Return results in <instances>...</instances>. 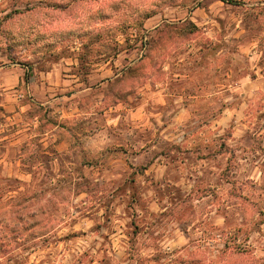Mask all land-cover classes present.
Masks as SVG:
<instances>
[{
  "label": "clouds",
  "instance_id": "obj_1",
  "mask_svg": "<svg viewBox=\"0 0 264 264\" xmlns=\"http://www.w3.org/2000/svg\"><path fill=\"white\" fill-rule=\"evenodd\" d=\"M39 2L51 6L3 24L5 29L20 32V24L27 27L30 22L43 33L34 39L18 37L25 45L31 39L34 47L13 51L15 60L32 61L34 51L39 57L40 47L66 42L79 50L86 38L103 39L108 45L118 41L123 48L128 38L136 51L126 66L122 53L118 66L136 73L155 65L149 79L157 83L153 91L142 76L143 87L135 80L118 83L113 77L111 84L78 93L66 108L64 101L50 98L54 92L46 97L35 88V82L25 88L21 81L20 91H13L10 101L20 107L23 98L29 97L27 107L39 112L43 105L56 127H37V121L23 112L0 123V145L8 150L0 161L4 167L0 173V264H32L26 259L32 251L44 259L33 244L45 237L56 241L70 234L81 239L48 248L51 264H78L81 260L83 264L89 260L98 264H264V216L259 214L264 212V120L256 121L254 115L256 102L264 105V88L249 100L251 93L246 94L235 79L248 67L243 58L251 55L255 61L264 54V0H238L243 27L238 21V30L214 38L212 45L220 47L215 54L201 52L192 40L181 39L187 35L183 21L191 0ZM29 3L35 7L36 0H0V9L23 10ZM4 15L0 12V20ZM219 39L225 43L219 45ZM253 41L260 43V50L253 51ZM7 43L15 48L16 41ZM4 46L0 36V48ZM145 55L148 60L142 59ZM0 60L9 63L7 56ZM225 75L230 79L224 80ZM129 89L139 92L141 107L149 109L143 121L120 119L122 114L112 108L115 96L125 95ZM128 100L140 103L135 94ZM124 108L127 111V105ZM249 108L252 112L245 117ZM110 113L118 119L113 120ZM153 113L156 118L148 123L147 117ZM231 117L234 128L225 123ZM246 133L256 139L246 142ZM221 144L226 148L221 149ZM233 151L235 158L229 163ZM206 153L213 159L196 162L197 155ZM228 167L231 176L225 171ZM17 176L23 186L11 180ZM225 179L234 180L235 187L225 184ZM208 189L218 193L219 199L213 201ZM230 190L236 195L229 196ZM237 195L255 201V206L249 208ZM128 205L129 215L124 219L136 220L139 235L132 236L129 229L130 238L102 247L116 239L101 240L107 235L105 228L113 227L106 225V217L117 208L123 214ZM88 215L90 219L85 218ZM241 228L243 231H237Z\"/></svg>",
  "mask_w": 264,
  "mask_h": 264
},
{
  "label": "rangeland",
  "instance_id": "obj_2",
  "mask_svg": "<svg viewBox=\"0 0 264 264\" xmlns=\"http://www.w3.org/2000/svg\"><path fill=\"white\" fill-rule=\"evenodd\" d=\"M191 4L192 6L188 8V16L183 21L185 26L184 31H186L187 35L181 36V39L192 40L193 43L199 47L201 52L208 50L210 54L218 53L220 51V47L212 45V40L214 38L227 36L230 31L237 29L238 21L243 27V20L237 13V9L240 8L239 3L232 4L224 0H191ZM50 6V4H41L39 0H36L35 7L29 3L23 10L18 7L13 8L11 12L6 11L5 9H0V12H5L2 20H0V36L3 37L5 42V46L0 48V56H7L9 61L8 64H5L3 60H0V123H4L8 119H12L16 112H23L29 120L44 121L43 124L40 123L37 127H56L55 122L48 118V113L44 112L43 105L39 106V112L27 107V103L30 102L29 97L25 96L23 98V103H21L20 107H16V104L10 101V94L13 91H20L21 81H23L25 88L35 82V88L43 90V94L46 97L50 96V93L54 92L55 95L50 96V98L56 101H64V106L66 108L68 107L69 102L74 99L78 93H84L85 89L94 91L97 85L111 84L113 83V77H115V82L118 83H123L125 80H135L141 87H143V83H147L149 88L155 91L157 81L149 79L150 68L155 67V65L149 64L148 66L143 67L142 70H138L136 73L133 72L132 68L118 66L122 53L124 55V61L122 63L126 66L128 63V57L136 51L133 45L129 43L128 38L125 39V47L123 48L119 46L118 41L108 45L103 42V39L89 40L86 38L85 42L80 45L79 50H77L75 44H69L66 42L65 44L40 47L38 49L40 52L39 57H36V52L34 51L32 53L34 57L32 61L22 62L15 60L11 55L13 51L18 50L21 47H24L25 50L33 48L34 46L31 43V39L37 38L38 36L43 35V33L39 32L35 25L30 22L27 27H24L23 23H21L20 32H13L11 28L5 29L3 28V24L9 21L15 22L17 16H24L27 13L35 12L38 8H46ZM37 23H40V21H37ZM177 23L179 24L181 22ZM24 36L31 38L28 40L26 45L18 39V37ZM197 37H201L202 39H197ZM10 39L16 41L15 48L7 43ZM224 43L225 42L222 39H219V45H223ZM252 43L254 44L253 51L261 49L260 43H255L254 41ZM38 44L43 45L44 42L38 41ZM189 55H191V53ZM142 59L148 60L149 58L145 55ZM243 63L248 67L243 75L238 74L235 79L240 82V85L238 86H242L246 94L251 93V96H249V100H251L253 97L258 96L261 89L264 88V84L261 83V78L264 77V54H261L260 59L255 61L251 59V55H248L246 58H243ZM253 64L255 65L254 67ZM12 65H16V68L13 69ZM156 71L160 72L161 69H157ZM68 75L76 76L71 77ZM179 75H182V73L178 74V76ZM141 76L143 77V83L140 81ZM223 79L228 80L230 79V76L225 75ZM94 80L95 83H93ZM133 94L140 99V103L128 100V96ZM261 99H264V97H261ZM142 103V95L135 89H129L125 95L115 96V99L112 100V108L115 110V113L122 114L119 115L120 119L123 117H130L133 121H143L149 109L142 108ZM241 103L245 102L242 101ZM124 105H127V111H125ZM59 106L60 105L57 104V107ZM262 107H264V105H260L259 101H257L254 110L256 121L264 120V112L261 111ZM77 108L79 109L80 105H77ZM48 111H52L50 106ZM40 112H44L43 117L40 116ZM250 112H252L251 108L246 109L243 115L247 117ZM222 114L223 112L221 115ZM110 115L113 120L118 119V115H112L111 113ZM155 118L156 113L148 116V123H152ZM216 119H219V117ZM214 122V120L208 122V126L211 127ZM225 123L229 127L234 128V117H231L229 121H226ZM11 128L16 130L17 126L11 125ZM245 137L246 142H251L256 139L250 133H246ZM2 143L6 144L7 141H3ZM25 148L26 144L21 146L22 151L25 150ZM220 148L225 149L226 145L221 144ZM7 151L8 150L6 148L0 145V161H2L3 154ZM220 154L222 153H217V155ZM9 155L11 154L9 153ZM234 158L235 152L233 151L229 156V163ZM185 159H189V157L186 156ZM210 159H213V156L210 153L196 156V162L201 164L206 163ZM241 159H245V157L241 156ZM189 162H191L190 159ZM22 163L23 162H21V164ZM3 171V162H0V173H3ZM225 171L229 176L233 174L231 167L226 168ZM221 175L223 176L224 173H221ZM261 176L264 177V172L261 173ZM13 179L21 180L19 176L12 177L11 180L14 181ZM15 183L23 186L19 182ZM134 183L135 181L133 180V184ZM224 183L232 184L235 187L234 180L225 179ZM245 183L248 182L246 181ZM217 186L219 187V184ZM249 187L255 190V185L249 184ZM261 187L264 188V185H261ZM208 191L212 192L213 201L219 199V194L213 189H208ZM242 192L243 187L241 186V193ZM228 195L234 196L236 194L234 191L230 190ZM135 196L136 193L133 192L131 194L132 204H135ZM236 198L242 200L244 204L249 205V208L255 206V201H250L246 196L237 195ZM130 207L131 205L126 206L123 214H121L120 209L117 208L106 217V225L111 224L113 227L111 229H108L107 227L105 228L107 235L101 237V240L107 241L110 237H114L116 239L111 240L108 244H102V247H113L121 242V238H130L129 229H131L132 236L139 235L140 229L136 220L124 219V216L129 215L128 208ZM2 210L3 205L0 204V211ZM217 211H219V209H217ZM259 214L263 216L264 212H259ZM85 218L90 219V215ZM35 226L36 225L34 224L31 227ZM237 231H243V228L238 229ZM118 233L120 234V237H117ZM87 234V232H84V235ZM80 239L81 237L77 234H70L59 238L56 241H52L48 237H45L41 243L33 244L31 246L33 249H38L40 253H43L44 259L39 258L37 251H32L31 256L26 259H31L32 264H45L46 261L51 264L49 259L51 253L47 251L48 248L57 246L63 247L66 242L74 240L79 241ZM24 250L29 251V248L25 247ZM83 255L84 257H87L88 252L85 251ZM33 257H35V259H32ZM78 264H83V260L79 261ZM88 264H98V262L89 260Z\"/></svg>",
  "mask_w": 264,
  "mask_h": 264
},
{
  "label": "trees",
  "instance_id": "obj_3",
  "mask_svg": "<svg viewBox=\"0 0 264 264\" xmlns=\"http://www.w3.org/2000/svg\"><path fill=\"white\" fill-rule=\"evenodd\" d=\"M224 1H226V2H228V3H232V4H238V3H239L238 0H224ZM13 180H14L15 182H19V183H21L22 185H23V183H24V182H22L21 180H18V179H13ZM11 190H12V189H10V191H11ZM263 216H264V214H263ZM17 218H18V217H17ZM18 219H20V217H19ZM25 230H27V229H25ZM33 238H35V236H34ZM12 239L15 240L16 237L13 236Z\"/></svg>",
  "mask_w": 264,
  "mask_h": 264
},
{
  "label": "crops",
  "instance_id": "obj_4",
  "mask_svg": "<svg viewBox=\"0 0 264 264\" xmlns=\"http://www.w3.org/2000/svg\"><path fill=\"white\" fill-rule=\"evenodd\" d=\"M68 76H71L72 77V76H76V75H68ZM38 125H40V121L39 120H37V126Z\"/></svg>",
  "mask_w": 264,
  "mask_h": 264
}]
</instances>
